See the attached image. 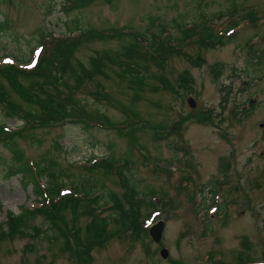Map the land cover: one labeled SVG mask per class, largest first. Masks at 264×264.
I'll use <instances>...</instances> for the list:
<instances>
[{"label": "rangeland", "instance_id": "1", "mask_svg": "<svg viewBox=\"0 0 264 264\" xmlns=\"http://www.w3.org/2000/svg\"><path fill=\"white\" fill-rule=\"evenodd\" d=\"M63 4L64 0H0L1 61L27 60L42 35L70 34L77 23L84 31L146 35L162 25L176 33L179 24L201 19L214 23L220 34L229 32L232 22L237 27L230 33L231 42L223 46L191 48L189 53L196 60L191 64L181 57H170L164 69L150 64L151 72L162 80L145 77L139 100L120 80L117 67L76 92L91 115L108 116L116 125L129 120L139 124L130 138L117 135L110 126L82 124H54L17 138L24 161L33 166L46 159L64 172L60 182L68 183L65 193L72 189L71 182L90 179L95 196L100 195V208L112 203L109 193H116L121 201L127 194L119 172L128 176L146 201L157 203L164 198L165 208L158 205L152 206V212L153 208L145 207L142 211L150 213V226L166 222L163 241L140 240L136 229L132 236L122 230L110 234L117 224L112 223L105 240L87 246L80 258L67 250L43 216H37L32 224L47 234L1 243L0 264H264V0H93L81 10L71 7L70 15L63 13ZM131 43L130 38H96L83 43L73 61L88 66L97 52L114 56ZM183 74H189L187 91L182 89ZM97 83L106 90L100 100L92 96ZM190 97L196 101L193 109ZM20 103L24 104L22 99ZM195 113L201 121L191 119ZM0 122L13 131L25 123L8 117L1 107ZM105 158L114 160V166L125 165L118 173L91 171ZM221 161L227 164L223 170ZM18 164L1 143L0 225L7 210L17 214L25 207L43 206L33 184L22 182ZM112 214L113 209L101 215ZM66 215L70 228L76 225L83 230L90 224L91 217L82 215L74 222L73 212ZM163 248L170 252L167 259L161 257Z\"/></svg>", "mask_w": 264, "mask_h": 264}, {"label": "trees", "instance_id": "2", "mask_svg": "<svg viewBox=\"0 0 264 264\" xmlns=\"http://www.w3.org/2000/svg\"><path fill=\"white\" fill-rule=\"evenodd\" d=\"M92 1L64 0L62 8L66 14H69L72 10L71 7L81 10V8L89 6ZM213 26L214 23L201 19L189 25L179 24L176 33H173L168 26L162 25L155 33L149 31L147 35L145 33L135 34V32L118 33L115 30L109 33L83 30L79 36L75 35L74 37L56 38L51 34L42 35L39 44L42 50L36 66L29 69L15 61L0 62V107L7 112L8 117L25 120L20 131H9L5 124L0 122V144L2 143L7 150L13 153L15 160L19 162L18 172L23 174L22 182L27 185L33 184L36 199L43 202L41 209L25 207L17 214L7 211L6 220L0 225V244L6 240L15 241L17 238L24 237L38 239L43 230L32 224L37 216H43L57 231V235L63 238L67 250L74 251V254H78L80 258L86 255L87 246L92 247L97 242L105 240L104 237L109 235L107 229L111 227L112 222L117 224L114 230H109L110 234L122 230L125 231L123 234L126 236H132L136 229L138 239L145 240L149 237V230L144 229L143 226L144 220L149 218L150 213L142 214V211L144 207L154 209L152 206L158 204L146 201L141 191L124 173L119 172L118 175L121 177L120 183L127 189V194L122 197V201L118 199L116 193H113L112 196L111 193L107 195L114 202L111 210H115V214H112L111 217H103L96 213V207L93 206L95 204L97 207L99 206V198L94 195L95 186L90 179H85L83 183L71 182L78 197L68 195L61 198L60 190L66 186V183L60 182L61 178L65 177L64 172L55 169V165L46 159L40 164L35 162V166L32 168L28 161L23 160V154L17 148V138H22L26 132L43 130L54 126V124L62 127L68 124H82L87 128L110 126L117 135L130 138L132 130L139 124L131 123L129 120L116 125L110 122L108 116L91 115L87 111L86 104L76 98V92L85 89L87 83H95L99 77L108 76L110 67H117L121 70V72H117L120 80L134 91V99L139 100V92L143 90L142 86H145V77L152 76L157 81L162 80L160 76L157 77L151 72L150 64L155 68H165L170 57H181L191 64L196 61L189 53L191 48H212L231 42L232 37L228 38L217 33ZM78 27L77 23L75 28L69 30L79 31ZM96 38L101 40L130 38L132 43L129 47H122V51L115 52L114 56L109 51L97 52L94 57L90 58L88 66L73 61L79 47ZM34 49L31 50L34 53L33 59L37 54ZM16 59L18 61V58ZM27 61L20 60V62L30 64ZM199 62L193 64L196 65ZM187 77L189 74H183L181 77L182 89L186 91L190 84ZM104 91H106L104 85L97 83L96 93L92 96L100 100L104 98L101 95ZM13 94L19 96L24 104L20 103L21 99L18 98V101L14 98ZM126 111L137 117L131 110ZM191 119L201 121V116L195 113ZM136 131L138 130L132 133L133 136ZM113 162L114 160L110 158L105 159L95 167L100 166V169L105 170L104 172L108 174L113 169ZM43 179L47 181L46 187L40 183ZM163 199H161L162 204ZM1 207L0 203V209ZM69 211L74 214V222H77L82 215L91 217L87 228L81 230L76 225L70 228L66 215ZM133 219L138 220L139 223L135 224Z\"/></svg>", "mask_w": 264, "mask_h": 264}, {"label": "water", "instance_id": "3", "mask_svg": "<svg viewBox=\"0 0 264 264\" xmlns=\"http://www.w3.org/2000/svg\"><path fill=\"white\" fill-rule=\"evenodd\" d=\"M188 102H189V105L191 108L196 107L195 99L189 98ZM164 228H165V223L163 221H160V222L156 223L155 226H153L150 229V236H151L152 240L155 241V243L156 242L160 243L162 241L163 234L165 231ZM161 255L164 259H166L169 255V251L166 249H163Z\"/></svg>", "mask_w": 264, "mask_h": 264}]
</instances>
